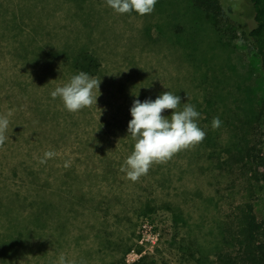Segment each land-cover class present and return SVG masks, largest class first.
<instances>
[{
  "label": "rangeland",
  "instance_id": "obj_1",
  "mask_svg": "<svg viewBox=\"0 0 264 264\" xmlns=\"http://www.w3.org/2000/svg\"><path fill=\"white\" fill-rule=\"evenodd\" d=\"M83 51L101 63L89 74L100 92L73 113L50 93L81 72ZM165 91L181 97L176 111L195 107L205 139L133 182L120 170L134 151L130 109ZM9 111L0 264H228L247 205L264 224V166L234 159L264 151V70L241 23H214L193 0L143 16L106 0H0V117ZM46 151L57 155L41 164Z\"/></svg>",
  "mask_w": 264,
  "mask_h": 264
},
{
  "label": "clouds",
  "instance_id": "obj_2",
  "mask_svg": "<svg viewBox=\"0 0 264 264\" xmlns=\"http://www.w3.org/2000/svg\"><path fill=\"white\" fill-rule=\"evenodd\" d=\"M117 13H130L133 10L143 16L154 11L157 0H106ZM101 80L90 76L86 72H79L71 77L64 86H58L50 93L53 99L60 97L69 112H77L83 108L97 105L98 96L94 89L100 92ZM181 104V97L170 91H165L154 101L147 99L141 102L133 101L130 109L132 119L128 123V136L135 141L134 151L121 167L126 172V178L136 182L146 175L154 163H166L176 153L201 143L206 133L198 127L196 120L200 113L191 104H185L183 110L176 111ZM165 110H173L169 117L163 115ZM0 117V147L5 144L8 137L5 135L9 125L8 116ZM221 125L218 117L213 118L212 128ZM118 146V144H117ZM57 155L54 151H46L40 163H47L48 159ZM69 162L65 163V167ZM58 264H66L65 257L61 254Z\"/></svg>",
  "mask_w": 264,
  "mask_h": 264
},
{
  "label": "trees",
  "instance_id": "obj_3",
  "mask_svg": "<svg viewBox=\"0 0 264 264\" xmlns=\"http://www.w3.org/2000/svg\"><path fill=\"white\" fill-rule=\"evenodd\" d=\"M161 1L157 0L156 4H160ZM193 2L195 7L208 13L214 23L218 18L241 23L244 35L251 42L264 70V0H247L253 13L248 21L237 17L234 4L231 5L226 0H193ZM73 65L76 70L91 74L98 71L101 63L92 53L83 51L75 57ZM234 159L249 164L251 168L253 166V169L256 167L255 172H257V169L264 166V151L260 146L255 145L246 153L234 154ZM260 235H264V224L258 221L252 205H247L243 210L239 236L234 237L235 241H238L240 253L238 257L227 259L228 264H264V244L259 242ZM148 259V256L144 257L136 264H144Z\"/></svg>",
  "mask_w": 264,
  "mask_h": 264
},
{
  "label": "built area",
  "instance_id": "obj_4",
  "mask_svg": "<svg viewBox=\"0 0 264 264\" xmlns=\"http://www.w3.org/2000/svg\"><path fill=\"white\" fill-rule=\"evenodd\" d=\"M149 226V224H147V227Z\"/></svg>",
  "mask_w": 264,
  "mask_h": 264
}]
</instances>
